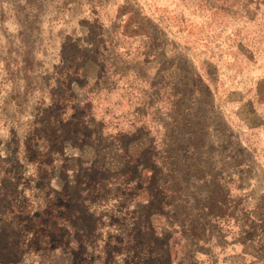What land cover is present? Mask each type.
Listing matches in <instances>:
<instances>
[{
    "label": "rangeland",
    "instance_id": "rangeland-1",
    "mask_svg": "<svg viewBox=\"0 0 264 264\" xmlns=\"http://www.w3.org/2000/svg\"><path fill=\"white\" fill-rule=\"evenodd\" d=\"M0 264H264V0H0Z\"/></svg>",
    "mask_w": 264,
    "mask_h": 264
}]
</instances>
